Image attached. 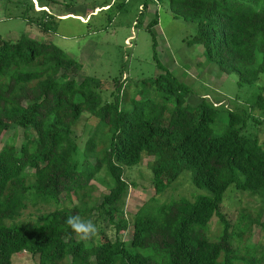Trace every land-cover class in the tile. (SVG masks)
<instances>
[{"label": "trees", "instance_id": "obj_1", "mask_svg": "<svg viewBox=\"0 0 264 264\" xmlns=\"http://www.w3.org/2000/svg\"><path fill=\"white\" fill-rule=\"evenodd\" d=\"M149 3L167 4L174 19L195 25L186 45L201 46L206 65L234 74L240 92L256 90L255 100L228 111L227 124L214 134L221 105L205 99L186 105L193 90L158 59L157 12L145 30L160 74L134 82L131 98L125 94L127 79L116 80L112 102L105 105L103 82L70 77L77 67L60 48L24 36L2 41L0 139L15 126L23 140L19 147L7 142L0 148V264H12L20 253L37 264H258L256 247L262 246L252 242L251 230L258 226L264 234V149L243 133L249 113L264 121V83L256 88L264 76V0H145L143 12ZM36 6L37 12L32 2L29 7L43 15L28 23L43 34L55 32L54 15ZM83 115L97 122L76 169L73 132ZM149 158L145 188L154 196L134 214L126 242L118 236L129 226L121 214L130 186L125 168ZM101 172L110 188L98 200L91 183ZM184 172L204 194L160 203ZM230 187L260 201L254 218L240 216L233 224L222 213ZM40 204L53 210L37 215L33 224L17 222L28 205ZM215 218L221 229L211 238ZM102 222L116 235L108 237Z\"/></svg>", "mask_w": 264, "mask_h": 264}, {"label": "rangeland", "instance_id": "obj_2", "mask_svg": "<svg viewBox=\"0 0 264 264\" xmlns=\"http://www.w3.org/2000/svg\"><path fill=\"white\" fill-rule=\"evenodd\" d=\"M40 1L0 0V40L14 43L19 37L24 36L32 40L47 41L60 48L77 67L70 77H75L77 82L83 77H91L103 82L100 90L102 105L112 102L111 93L116 80L127 79L124 84L125 94L131 98L137 92L133 87L134 82L152 79L160 74L153 60L151 36L145 30L155 16V12L159 20L158 26L154 28L158 59L173 76L193 90V93L186 97L185 104L193 108L205 99L210 105L212 103L221 105L218 108V119L212 128L214 134L221 132L227 124L228 111L248 108L256 98V90L241 92L238 90L237 78L234 74H222L215 65H206L201 46L186 45V41L195 34V25L174 19L167 4L149 3L143 12L145 0H58L56 2L54 0L52 3H47L46 0ZM31 2L34 12L39 11L36 2L39 6H47L51 14L79 15L86 23L70 16L65 19H54L55 32L43 34L33 23V26L28 23L29 20H36L43 15L34 14L33 9L29 7ZM104 5H110L112 9H100L93 15L94 7L101 8ZM263 83L264 76H261L256 88ZM256 118L258 115L249 113L243 134L257 138L259 145L264 149V121L260 122ZM96 122L91 116L83 115L73 132L76 143L71 161L76 169L80 168L85 141L92 133ZM22 140L23 131L12 126L2 134L0 148L7 142H13L19 147ZM152 161V158L145 159L138 166L125 168V180L130 186L121 205V214L129 226L127 231L121 232L118 236L126 242L134 214L154 196L151 189L145 188L151 180L149 163ZM91 185L94 190L92 196L98 200L107 194L110 188L109 179L104 172L97 175ZM200 194L204 192L195 188L191 183L190 174L184 172L164 195L157 197V200L160 203L181 197L191 200L195 195ZM73 202L75 205L79 204L77 200ZM259 204L258 199L239 194L230 187L224 198L222 213L235 224L240 216L254 218ZM52 210V207L41 204L36 207L28 205L17 222L33 224L37 215ZM99 226L105 227L108 237L112 238L116 235L114 228H107L104 222ZM220 229L215 218L209 225L211 238L216 237ZM251 231L252 242H258L262 246V251L259 249L260 246L256 247V253L259 254L256 256L258 264H264V260L261 261V253H264V234H259L258 226L253 227ZM242 243L240 246L243 245ZM37 262V259L28 253L12 256V264H37Z\"/></svg>", "mask_w": 264, "mask_h": 264}, {"label": "crops", "instance_id": "obj_3", "mask_svg": "<svg viewBox=\"0 0 264 264\" xmlns=\"http://www.w3.org/2000/svg\"><path fill=\"white\" fill-rule=\"evenodd\" d=\"M35 1V0H34ZM35 4L37 5V3L35 2ZM38 8V6H37ZM39 9V8H38ZM46 12L50 13V11L48 10V8H43ZM101 8H97V7H94V12H93V15L98 12ZM102 9H105V8H102ZM40 10V9H39ZM51 14V13H50ZM54 17L56 19H65L67 18L68 16H70L71 18H75V19H78L79 21L83 22V23H86V21L84 20V18L80 17L79 15H73V14H53ZM78 16V17H76ZM89 16V15H88ZM88 16L85 17V19L88 18Z\"/></svg>", "mask_w": 264, "mask_h": 264}, {"label": "water", "instance_id": "obj_4", "mask_svg": "<svg viewBox=\"0 0 264 264\" xmlns=\"http://www.w3.org/2000/svg\"><path fill=\"white\" fill-rule=\"evenodd\" d=\"M3 45V42L0 40V47Z\"/></svg>", "mask_w": 264, "mask_h": 264}]
</instances>
